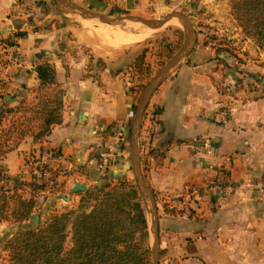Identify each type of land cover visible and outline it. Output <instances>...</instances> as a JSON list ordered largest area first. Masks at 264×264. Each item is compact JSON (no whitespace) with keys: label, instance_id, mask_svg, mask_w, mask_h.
<instances>
[{"label":"crops","instance_id":"obj_1","mask_svg":"<svg viewBox=\"0 0 264 264\" xmlns=\"http://www.w3.org/2000/svg\"><path fill=\"white\" fill-rule=\"evenodd\" d=\"M161 1L115 0L138 8ZM69 29L44 0H0V56L14 53L0 69V108L32 96L35 66L44 60L53 65L63 89L61 122L39 143L31 136L22 139L2 163L10 177L28 179L23 156L31 153L36 165L70 190L75 181L105 177L109 168L108 182L134 172L124 140L136 103L130 65L138 52L103 60L105 66L98 68L88 53L73 48L77 36L71 40ZM9 39L14 48L3 47ZM201 55L194 46L160 81L137 137L140 170L154 194L155 208L149 202L158 224L159 264H264V77L253 79L256 87L245 96L234 91L237 83L244 84L242 74L215 60H199ZM202 137L210 138L213 153L201 150L196 140ZM109 148L113 161L105 168L98 155ZM220 153L232 157L230 192L220 197L200 190L198 212L182 207L183 198L166 212L162 203L172 208L171 198L214 175L209 165ZM121 157L122 167L116 163Z\"/></svg>","mask_w":264,"mask_h":264},{"label":"trees","instance_id":"obj_2","mask_svg":"<svg viewBox=\"0 0 264 264\" xmlns=\"http://www.w3.org/2000/svg\"><path fill=\"white\" fill-rule=\"evenodd\" d=\"M236 3L247 13L244 21L253 22L258 36L264 38V0ZM5 43L15 44L12 39ZM141 58L137 56L130 69L139 67ZM35 71L39 81L35 100L0 108V220L19 225L2 243L9 255L7 264H150L149 229L140 190L123 176L115 185L106 176L100 177L94 187L81 193L76 206L49 214L46 209L35 227L23 225L36 208L37 195L57 184L54 177L40 183L10 177L2 163L24 137L43 140L61 122V99L42 89L54 84L53 65L44 60L36 64ZM33 120L35 126L30 124ZM130 125L131 119L127 138ZM162 206L166 212L174 211L167 203Z\"/></svg>","mask_w":264,"mask_h":264},{"label":"rangeland","instance_id":"obj_3","mask_svg":"<svg viewBox=\"0 0 264 264\" xmlns=\"http://www.w3.org/2000/svg\"><path fill=\"white\" fill-rule=\"evenodd\" d=\"M44 1L50 4V8L54 16L69 25L70 29L67 36L73 41L75 39L72 44L73 48L78 49L82 53H88L91 57V60L95 62L98 68L105 66L106 63H104L103 60L109 62L113 58H117L120 55L129 53L130 51L138 52V56H141L142 58L138 64L139 67H136L135 70L133 69L135 78L132 79L136 81V83H133V91L135 92L136 98L135 104L138 103V100L149 81L176 53V51L182 45L186 35L190 34L187 28H183L182 25L178 26L179 22L181 21L178 20V18L173 17L168 19L160 27L150 28L152 31L147 38L128 45H124L121 48H114L109 44L107 38L105 37V35L110 32V28L117 27V25H113L114 23H135L146 28L149 27L141 21L128 19L109 23L100 22L98 19L83 20L84 18H82V16H80L78 13H73L66 6L58 5L51 0ZM70 1L74 2L81 9L110 16L134 15L147 19H160L169 12H183L187 15L195 30L196 40L191 50L194 48V46L198 47V49H201L202 55L199 57V60H215L216 63H221L223 66L226 65L227 69L231 68L234 71L236 69L237 75L238 73L242 74V77L245 80L243 81L244 84L237 83L234 86L235 90L232 89V91L243 90L244 95L246 96L252 89L254 90L256 87V80L253 79H259L262 78V76L264 77V38H260L258 36L256 33L257 28L253 22L247 23L244 21L247 13L243 12L242 8H238V4L236 3L237 0H162L159 4L150 3L147 6L139 8L136 6L124 7L122 4L116 3L115 0ZM73 34L77 36L74 39ZM185 60L186 59L183 56L175 65H173L172 68H174L177 64L184 62ZM172 68H170V70ZM251 73L253 74L252 77L250 76ZM167 74H165V76ZM54 78V84L50 87L43 86V92L50 93L52 96L55 95L62 101L63 89L56 80V73ZM38 88L39 81L34 87L31 88L33 92L32 96L29 99H27L26 96H23L19 103L23 100L30 102L35 100V96L39 95L37 92ZM232 91L230 90L229 92L232 93ZM224 92H226V90H224ZM248 98L249 97H246V99ZM27 121L28 120L25 121V124H27ZM35 122L37 121H31V126H35ZM8 123V121L4 122L6 126ZM28 136L31 135H27L26 137ZM41 141L42 140H38L36 143ZM124 141L126 142L124 147L126 148L127 152H129L130 137H126ZM16 147L17 146H15V148ZM121 147L122 145L119 146L120 149ZM30 154H23V166L26 169L28 168L30 178L20 179L27 181L33 180L40 183L42 180H36L33 178L32 170L36 166V160L32 159ZM116 161V163H121L120 166L122 167L124 163V157H121V159H117ZM127 162L130 164L129 160ZM109 170L110 168L107 169L105 173L106 176L111 177V171ZM48 176H46L44 179L54 177L52 173H48ZM123 178H125L129 183H135L138 185L137 178L132 170H129L127 176L124 175ZM117 180L111 179V185H115ZM54 181L57 182V184L51 187V191L50 189H45L37 195L36 208L33 211L31 217L23 223V225L26 227H35L38 224V219L40 217L42 218L44 215L43 211L46 209H48L46 212L49 214L51 211H62L64 208L74 207L78 204L83 191L70 193L69 189L65 187L64 182L57 179H54ZM84 181L86 182L87 188L94 187L97 184V181H88L86 179H84ZM62 193L67 197L74 196L73 200H64L61 197ZM182 198V196L171 198L172 200L170 199V201H175L174 203L170 202L171 205H173L172 208H177L176 205L178 203L182 204ZM184 202L186 203L185 199ZM181 206H187V209L190 210L187 203L185 205L182 204ZM144 207L147 209L146 217L149 229L148 240L150 245V264H152L151 246L154 242V234L151 226L152 214L149 212L152 209L150 202L148 201L147 205ZM191 212L194 211L191 210ZM18 226L19 225L17 223H9L6 220H0V264H7L9 260L8 252L3 249L2 243L4 239H6L15 229L18 228ZM159 257L160 252L158 260Z\"/></svg>","mask_w":264,"mask_h":264},{"label":"water","instance_id":"obj_4","mask_svg":"<svg viewBox=\"0 0 264 264\" xmlns=\"http://www.w3.org/2000/svg\"><path fill=\"white\" fill-rule=\"evenodd\" d=\"M52 2L66 6L70 9L73 13H78L83 20H94L98 19L100 22L109 23V22H119L123 21L124 19L134 20V21H141L142 23L146 24L149 28H157L162 26L168 19L176 17L180 20L183 24L186 25L187 30H189V35H186L182 45L176 51V53L168 60V62L160 68V70L153 76V78L149 81L146 85L144 91L142 92L138 103L136 104L134 114L132 117V123L130 128V148H129V158L131 162L132 169L134 170V174L138 181V187L140 190V194L142 197V201L144 206L147 205V202L150 201L154 204L152 192L149 190L144 176L141 173L138 157H137V137L141 128L142 119L144 117V111L146 105L149 101L150 95L156 89L160 81L164 78L165 74L173 67L183 56H185L193 47L195 40H196V33L195 30L188 19L187 15L183 12L173 11L166 13L160 19H147L142 18L139 16L134 15H127V16H110L105 14L95 13L89 10L81 9L77 6L74 2L70 0H51ZM162 78V79H161ZM161 79V80H160ZM87 186L86 183L82 182L79 183L75 181L73 186L70 188L69 192L73 193L76 191H84L86 190ZM155 208V204L153 205ZM145 212L147 211L146 207ZM151 214L155 216V211H149ZM153 234H154V242L151 246V254H152V264H159L158 256H159V235H158V224L157 220L152 219L151 222Z\"/></svg>","mask_w":264,"mask_h":264},{"label":"built area","instance_id":"obj_5","mask_svg":"<svg viewBox=\"0 0 264 264\" xmlns=\"http://www.w3.org/2000/svg\"><path fill=\"white\" fill-rule=\"evenodd\" d=\"M15 44L13 45H3V47H10L14 48ZM13 51V50H12ZM10 54V55H9ZM9 56L1 57L0 56V69L4 65H6V62L8 61V58H11L13 56V52L9 53ZM1 88V86H0ZM134 106L129 111V116L132 118L134 114ZM197 143H199V147L201 150L205 153H213L214 152V145L211 142L210 138L208 137H202L198 138L196 140ZM109 148L108 150H103L99 152L98 159L103 167L108 166L112 161V153ZM54 152H50L48 155H54ZM217 162L210 164L209 166L212 168L214 175L206 180L202 186H198L196 184L190 185L188 187V190L182 194V197L186 200V203L190 210H194V212H198V208L196 206V201L198 200L200 196V190H211L214 191L218 196L224 197L233 187L232 179L230 176V166L232 163V157L231 155H228L226 153H220L217 155ZM49 170L46 169L44 165H36L34 169L32 170L33 178L36 180H41L46 178L48 176ZM50 177V176H48ZM200 188V189H199Z\"/></svg>","mask_w":264,"mask_h":264},{"label":"bare ground","instance_id":"obj_6","mask_svg":"<svg viewBox=\"0 0 264 264\" xmlns=\"http://www.w3.org/2000/svg\"><path fill=\"white\" fill-rule=\"evenodd\" d=\"M113 25H117V27L110 28V32H108L105 37L107 38L109 44L114 48H121L124 45H128L147 38L152 31L150 28H146L135 23H114ZM181 25L183 28H187L185 24L179 22L178 26Z\"/></svg>","mask_w":264,"mask_h":264}]
</instances>
